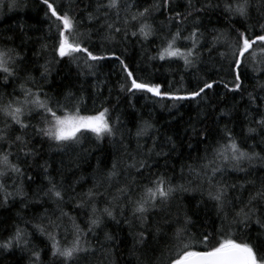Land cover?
Returning <instances> with one entry per match:
<instances>
[{
    "label": "snow or ice",
    "instance_id": "6c2138e0",
    "mask_svg": "<svg viewBox=\"0 0 264 264\" xmlns=\"http://www.w3.org/2000/svg\"><path fill=\"white\" fill-rule=\"evenodd\" d=\"M38 3L43 14L38 21L41 27L34 29L42 32L34 38L38 50L33 48L29 55L22 46H9L15 44L13 36L0 38V208L19 200L25 209L39 206L43 211L31 218L18 212V222L0 237V254L19 250L27 255V264H116L113 245L120 241L107 229L110 223H125L133 230L134 264H264V177L250 178L257 169L264 171V96L260 95L264 92V0H227L222 6L227 27L210 32L201 16L221 8L217 0ZM24 6V0H0V8L9 11ZM233 17L240 27L231 22ZM18 28L24 34L21 45L33 39L27 36L32 26ZM137 44L144 66L126 57L128 46ZM219 46L226 51H219ZM213 53L219 59L214 60ZM105 62H115L119 69L113 85L115 103L113 88L105 85V95L99 82L87 99L83 84L75 92L67 85L55 94L45 91L57 66H75L77 77L86 79L96 77ZM156 62H163L160 68L167 65L169 72L175 66L179 78L158 79L149 70ZM192 69L194 74L189 73ZM185 75H192L195 82H186ZM248 80L256 81L259 92L248 91ZM217 85H223V95L216 94ZM140 93L161 107L165 101L177 109L182 102L196 101L219 112L217 119L230 118L215 130L190 125L200 138L198 144L206 147L203 156L185 166L192 177L186 182H174L167 171H152V157L169 153L156 150L158 130L151 117H140L134 133L122 119L118 105ZM245 93L247 127L236 134L229 125L239 106L235 102L229 106L226 96L243 98ZM133 136L136 148L130 150L125 141ZM144 137L152 138V147L146 150L139 143ZM37 143L61 154L71 151L77 158L95 151L86 145L107 143L117 155L110 165L98 160L91 187L77 191L85 178L66 183L62 173L53 175L47 160L39 162ZM168 143L175 150L171 137ZM185 167L180 168L181 180ZM36 168L41 170L42 183L29 193L26 185L30 188L35 182L29 172ZM230 172L244 173L243 182L229 183ZM184 193H199L201 204L211 203L219 226L213 221L212 231L193 234L192 218L178 203ZM81 213L82 223L78 222Z\"/></svg>",
    "mask_w": 264,
    "mask_h": 264
},
{
    "label": "trees",
    "instance_id": "16d2710c",
    "mask_svg": "<svg viewBox=\"0 0 264 264\" xmlns=\"http://www.w3.org/2000/svg\"><path fill=\"white\" fill-rule=\"evenodd\" d=\"M4 2L7 3L8 0H4ZM24 2V7L16 8L11 11L7 8H0V38L13 36L15 44H9V46H22L24 48V52L31 55V50L33 48H36L37 50L39 49V45L34 43V38L36 35H41L42 32H36L34 29L41 27L38 21L43 20V14L40 12L41 6L39 5L38 0H24ZM180 2L183 3V0H180ZM217 2L221 4V8L214 9L213 11L207 12L205 15L201 16L203 24L209 32L213 28L224 29L229 23L228 16L223 12L222 8L223 3L227 2V0H217ZM257 2H259V0H257ZM253 16H255V13H253ZM161 19H163V17H161ZM237 19V17H233L231 22L238 28L240 25L235 23ZM18 25L24 26L25 29H27L28 26H32L33 29L27 31V36H31L33 39L26 40L24 45H21L20 39V37L24 34L20 32ZM184 34L187 35V32ZM132 39L135 40L136 38L133 37ZM219 51L223 52L226 51V49L223 46H219ZM142 55L143 53L140 50L139 44L135 47L132 45L128 46L126 57H134L137 63L144 66L141 61ZM205 57H207V53H205ZM213 58L214 60L219 59L215 53H213ZM33 59H36V57H33ZM39 62L43 63V60H40ZM161 63L163 62H156L155 68L149 69L157 76L158 79L162 81L165 78L169 80H176L179 78L176 75L177 69L175 66H173V71L169 72L166 70L168 68L167 65H165V68H160ZM182 63L183 62L181 61V66ZM206 66L209 65L202 67ZM178 70L181 74H184L182 67ZM118 71L119 69L115 62H105L104 67L97 72L96 77H87L85 79L83 77H77L75 66H57L53 73L52 83L45 86V91H50L51 94H55L61 91L63 86L67 85L71 86V90L75 92L77 87L80 84H83V95L87 99L89 91H95V85L97 82L100 83L102 89H105V85H107L108 88H113L114 82L117 80ZM189 73L194 74L195 69L189 70ZM216 78L220 79V77ZM189 79H193V76L185 75L186 82ZM194 82L195 81L193 79V83ZM90 84L92 86L91 89L89 87ZM255 85V80L246 81L248 91L253 92L254 94L259 92V89L256 88ZM215 92L217 95H223L225 93L223 85H217ZM104 94H107L106 89ZM116 95L117 93L113 88V103L116 102ZM260 95L264 96V92H261ZM147 96L148 94L140 93L137 94L136 98L128 102L121 101L118 105V111L122 115V119L127 124V127L133 130V133L135 132L134 125L140 122V117H143L144 119H149V117H151L152 123L158 130L156 132V136L159 137V139H157L156 150H162L169 153L167 157H152L149 161V163L153 166L152 171H167L173 178L174 182L184 183L186 180L192 178L189 176L185 166L196 162L197 156H203L204 148L206 147L205 144H198V140L200 138L192 132L190 125H194L198 129L209 128L215 130L217 127L222 128L223 124L228 123L230 118L220 117L217 119V117H219V112L215 109L206 110L201 103L196 101L182 102V105L177 109L171 106L172 102L170 101L163 102L164 106L161 107L160 103L148 99ZM226 100L228 101L229 106H231L233 102L239 106L238 112H234L232 114L234 119H232V123L229 125L234 129L236 134H239L241 132V127H247V122L244 120L245 107L247 106V93L244 94L243 98L239 95L233 98L231 94H228L226 96ZM132 104L135 105V108L130 107ZM88 107H91V103H89ZM220 107H224V105L221 104ZM198 114H200L199 117ZM168 137H171L176 144L175 150L171 149V146L168 143ZM36 139L39 140V138ZM125 143L129 145L130 150H134L136 148L137 141L133 136L126 139ZM139 143L142 144L146 150L152 147V138L144 137L139 141ZM208 143H212L211 138ZM249 143H253V141L250 140ZM189 144H191L192 147H189ZM86 146L94 148L95 151L86 157L82 155L81 158H77L75 153L71 151L67 154L50 151L49 146L46 143L43 144V146L39 143L36 145V147L40 150V155L42 157L39 162L43 164L44 161L47 160L52 165V168L49 171L52 172L53 175L62 173L66 183H70L80 177L85 178L81 185H77V191H86L88 187H91L93 170L96 168L98 160L110 165L112 157L117 155V149L107 143H101L99 147L95 144ZM257 151H259V149H257ZM73 161L75 163H73ZM75 164H78L79 167H75ZM181 167H185L184 180L180 179ZM29 174L34 177L35 181L34 183L30 182V188L26 185V190L31 193L42 183V175L39 168L30 171ZM256 176L264 177V171L257 169V171L253 174V177L250 178H254ZM244 178V173L239 172H230L226 177L229 183H241ZM9 183L11 182L9 181ZM192 186H196L195 181H193ZM11 190L12 189L9 188V191ZM182 195L183 199L179 200L178 203L184 207V210H186L188 215L192 218L194 226H190V229L193 234L199 235L205 230L212 231L213 221L216 222L217 227L219 226V220L214 214L211 203L201 204V197L199 193H184ZM45 206L47 207L48 205ZM42 211L43 209L39 206L25 209L19 200L15 203L10 202L5 208H0V237L5 236L9 231H11L12 225L18 222L16 215L18 212L21 215L26 216V218H31L34 213ZM65 211H69L72 215H77V213L69 207H65ZM82 219L83 214L81 213L78 217V222L82 223ZM21 226L23 227V225ZM107 230L111 231L120 241V243L113 245L118 252L116 264H134L135 258L130 255V249L132 246V236L130 233L133 230L125 223H121L119 225L110 223ZM168 230V227H166L165 231ZM250 235L253 237L255 236V226H253V230ZM89 239L95 245V238L90 236ZM69 240H71V236H69ZM100 240H103L102 235L100 236ZM160 247L163 248V242ZM159 254V251L155 253L157 256ZM0 264H27V255L25 253H21L19 250H16L14 255L2 253L0 254Z\"/></svg>",
    "mask_w": 264,
    "mask_h": 264
}]
</instances>
